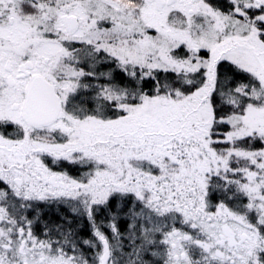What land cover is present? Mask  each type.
Wrapping results in <instances>:
<instances>
[{"label":"rangeland","instance_id":"rangeland-1","mask_svg":"<svg viewBox=\"0 0 264 264\" xmlns=\"http://www.w3.org/2000/svg\"><path fill=\"white\" fill-rule=\"evenodd\" d=\"M222 64L264 86V0H0V264H79L70 239L50 225L35 231L38 207L92 212L116 193L177 212L182 228L161 239L167 264H195V245L226 264H257L264 241L247 216L202 215L195 190L239 171L238 193L264 211V158L238 149L249 137L264 143V105L220 121L227 131L211 143L201 129L213 128L204 91ZM157 73L171 77L149 97L137 87ZM36 76L62 103L41 127L25 116ZM246 158L251 168L233 169Z\"/></svg>","mask_w":264,"mask_h":264},{"label":"trees","instance_id":"trees-1","mask_svg":"<svg viewBox=\"0 0 264 264\" xmlns=\"http://www.w3.org/2000/svg\"><path fill=\"white\" fill-rule=\"evenodd\" d=\"M108 67L102 68L106 70ZM115 74L117 80L126 85L125 75L114 70V76ZM157 75L155 80L141 81V83L136 81L139 82L137 88L149 97L155 96L156 84L162 82L164 78L171 77L163 73ZM199 76V74L195 75V91H198L204 83L203 77L199 81ZM210 81L212 83L206 85L204 96L211 106L213 128H201L209 131L207 134L209 143L227 131L226 127L221 126L220 121L241 114L240 112L249 106L264 105V86L259 79H255L248 72L238 71L232 66L222 64L216 72V77L212 76ZM258 140L249 137L244 139L241 147L238 148L251 152L252 154L246 152L247 157L254 158L256 164L262 162L264 158V143H258ZM213 149V153L220 156L222 151L217 143ZM249 160L247 158L241 160L237 165L233 163L232 167L234 170H238V167L251 168L252 164ZM70 167H64L62 170H67L72 176H78V168ZM241 177L242 173L238 171L235 174H227L221 180L212 178L205 183L200 182L195 187L200 196L197 199L202 208L200 212L203 215L204 212L212 213L226 208L242 217L246 215V219L248 218L247 220L255 226L264 241V211L258 213L251 206L250 198L238 193ZM227 178L229 180L225 181L224 179ZM144 201L149 203L147 200L141 201L133 194L124 196L116 193L110 201L94 208L92 212L69 209L63 205L43 204L38 207L41 212L34 215L35 231H40L43 225H50V228L64 241L69 242L67 240L70 239L74 244L69 242L70 248L78 257L79 264H99L104 243H107L110 251L109 264H167V255L161 239L172 229L182 228L180 221L175 217L178 216L177 212L167 210V205L143 204ZM172 206L174 208V205ZM197 215L198 212L195 210V217ZM196 241L198 238L195 232ZM256 254L259 259L257 261L255 257L254 261L257 264H264V252L260 253L261 256L259 252ZM191 256L195 258V264H226L210 256L197 245Z\"/></svg>","mask_w":264,"mask_h":264},{"label":"water","instance_id":"water-1","mask_svg":"<svg viewBox=\"0 0 264 264\" xmlns=\"http://www.w3.org/2000/svg\"><path fill=\"white\" fill-rule=\"evenodd\" d=\"M75 28V21L71 20V29ZM61 112L60 97L52 83L41 76L33 78L29 85L26 102L25 116L33 126H46L57 120ZM108 245L104 243V253L101 264L109 262Z\"/></svg>","mask_w":264,"mask_h":264}]
</instances>
